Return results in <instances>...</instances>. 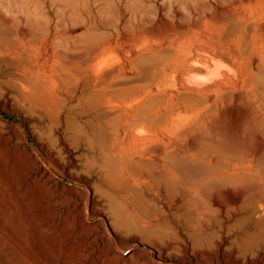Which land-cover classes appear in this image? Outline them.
Segmentation results:
<instances>
[{
  "label": "bare ground",
  "instance_id": "1",
  "mask_svg": "<svg viewBox=\"0 0 264 264\" xmlns=\"http://www.w3.org/2000/svg\"><path fill=\"white\" fill-rule=\"evenodd\" d=\"M236 1L213 63L109 54L86 0L0 9V264H264V0Z\"/></svg>",
  "mask_w": 264,
  "mask_h": 264
},
{
  "label": "rangeland",
  "instance_id": "2",
  "mask_svg": "<svg viewBox=\"0 0 264 264\" xmlns=\"http://www.w3.org/2000/svg\"><path fill=\"white\" fill-rule=\"evenodd\" d=\"M109 1H112L113 6L119 2V0ZM132 1L121 0L119 4L120 10H118L113 6L112 9H107V0H86V4L89 5H87V8H89V14L87 15L88 24L93 26L98 34H105L106 36H102V34L101 36L110 39L113 44L114 50L109 54L119 55L125 59L129 53H132L134 57L137 53H146L149 49L160 51L163 49L164 51L168 46L177 47L181 45L193 54H198L211 63L221 57L220 54H217L219 49L225 50L227 48V28L229 27V23L225 22L222 18L226 13H229L228 10L230 11L238 5V1L236 0H197L199 2L195 0V3L198 5H195L193 0L191 2H193L192 4L195 7L190 1L183 3L181 0ZM104 3L106 4L104 5ZM135 3L136 6L134 7ZM148 3H150V6L148 5L149 8L147 6ZM169 4L170 7L168 8ZM8 5L9 0H0V9H5ZM180 5L182 7H179ZM102 6L103 8L101 9ZM96 7L98 8L96 9ZM140 10H144L145 13L143 12L141 15L142 11L140 12ZM98 13L99 16L97 15ZM101 15L103 16L101 17ZM119 18L121 21H119ZM129 19L130 21L125 24ZM100 22H103V25ZM84 31L83 27L78 26L72 30L71 35L76 37ZM212 66L210 65L211 68ZM160 72L161 69L159 68L151 74V82L155 93L157 92V87L164 88L168 94H177L183 90L181 74L179 72H169L167 74ZM158 73H160L159 76H157ZM213 83H216V81ZM0 118L2 123H12L17 130L22 132L23 119L16 112H12L0 105ZM229 124L227 123L228 126H230ZM27 138L29 144L32 147H36L35 139L32 136H28ZM58 181L61 184H67L69 179L59 176ZM109 244L111 245V242L101 246L102 252H100V249L99 252L103 253L106 250L105 248L109 247Z\"/></svg>",
  "mask_w": 264,
  "mask_h": 264
}]
</instances>
